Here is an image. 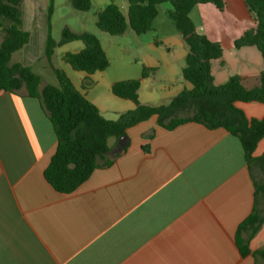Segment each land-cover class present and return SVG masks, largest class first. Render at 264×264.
Here are the masks:
<instances>
[{"label":"crops","instance_id":"crops-1","mask_svg":"<svg viewBox=\"0 0 264 264\" xmlns=\"http://www.w3.org/2000/svg\"><path fill=\"white\" fill-rule=\"evenodd\" d=\"M121 2V11L128 16V1ZM23 3L24 27L31 39L21 49V59L11 63L23 62L37 73L35 55L45 53L47 29L34 24L39 13L36 1ZM167 3L159 4L153 22L152 30L160 38L145 40L149 52L141 57L143 66L154 71L145 78L141 73L119 79L141 78L139 100L150 106L158 105L141 101L145 85L149 98L158 91L157 80L165 87L173 75L183 89L192 88L183 77L188 46L183 40V51H172L177 30L160 14L165 7L169 17L173 5ZM208 5H196L190 17L198 33L223 45L219 37L200 31L193 17L212 11ZM242 28L233 33L232 42L247 25ZM75 41L57 46L52 64L56 50H62L65 61L64 54L70 52L66 48ZM83 47L76 44L72 52ZM220 66L230 68L223 59ZM63 70L100 109L83 82L77 85L67 68ZM95 73L80 75L93 79ZM232 74L246 78L249 87L259 83L257 75L250 82L249 75L232 70L227 79ZM46 84L42 79L40 89ZM236 104L249 118L264 117V103ZM57 144L48 115L25 87L17 93L0 92V264H264L261 256H243L237 244L239 225L255 207L259 213L264 208L253 180H262L264 173L258 165L249 167L240 140L225 128L187 122L168 129L153 116L128 128L123 139L111 138V164L99 165L71 193L57 191L44 176ZM263 153L264 138L254 155ZM242 236L252 252L264 250V223Z\"/></svg>","mask_w":264,"mask_h":264},{"label":"trees","instance_id":"trees-1","mask_svg":"<svg viewBox=\"0 0 264 264\" xmlns=\"http://www.w3.org/2000/svg\"><path fill=\"white\" fill-rule=\"evenodd\" d=\"M24 0H0V92L17 93L23 87L30 97L39 100L53 125L57 148L44 170L46 180L59 192L71 193L84 183L99 167L111 164L109 140L127 136V129L157 117V124L172 129L187 122H197L210 129L225 128L236 136L243 147L249 167L260 166L264 173V153L255 156L259 142L264 138V117L249 118L238 101L264 103V0H244L255 24L248 23L244 32L234 40V47L255 46L261 53L263 66L259 83L249 87L246 78L232 74L216 84L212 72L213 61L222 60L224 50L220 42L198 33L190 17L198 4H213L219 10L226 8L225 0H127L128 16L120 7L109 3L97 11L96 24L111 35H123L128 27L141 35L153 29L158 15V6L170 2L173 9L169 18L188 46L183 68V77L192 88L183 89L168 104L150 106L139 100L141 78H132L113 83L114 95L131 100L136 107L129 109L117 119L104 117L96 104L90 101L73 83L68 74L52 64V55L57 46L80 40L84 47L78 52H67L64 60L74 70L93 74L110 66V59L100 39L89 31L76 32L65 27L60 41L52 37L51 17L54 0H50L47 14V39L45 55L57 77L58 84H46L40 89L42 78L32 67L23 62L11 63L13 53L21 50L31 39L30 31L24 27L22 5ZM72 6L88 11L92 0H70ZM153 68L143 66L142 77H148ZM254 180L256 196L264 198V177ZM264 223L255 207L253 212L239 225L237 244L243 256L253 254L264 258V250L251 251L249 240L242 235L252 229L258 231Z\"/></svg>","mask_w":264,"mask_h":264},{"label":"rangeland","instance_id":"rangeland-1","mask_svg":"<svg viewBox=\"0 0 264 264\" xmlns=\"http://www.w3.org/2000/svg\"><path fill=\"white\" fill-rule=\"evenodd\" d=\"M39 7V13H37L34 19V24L39 29L46 30V36L48 33L47 27V14L49 11L50 0H35ZM122 0H92V6L88 11H81L74 8L70 0H54V9L51 17L52 37L58 42L62 38V32L65 27H69L72 30H86L94 33L102 42L107 55L110 59V66L103 70L97 71L94 78L82 79L83 71L74 70L70 64L62 60V50L57 49L53 57V64L55 67L63 69L67 68L72 79L77 85L83 82V87L88 93V96L96 101L99 105L102 114L108 119H117L123 112L133 109L134 103L131 100L122 99L114 95L111 91L112 82H117L119 79L125 77H135L142 73L143 61L141 57L149 52L145 40H158L160 35L155 31H149L147 33L138 35L128 27L123 35H111L99 29L96 24V13L101 8L105 7L109 3H115L123 9ZM24 2V1H23ZM226 8L221 11L214 5H208L212 8V11H206L203 15H195L193 17L200 29V31H208L212 37H219L222 40V47L225 50V59L223 60L230 65L228 67H221L220 61L214 62V75L215 83L219 84L227 79V73L230 70L235 73H243L249 75L250 82L253 81L251 77L253 75L260 76V71L263 66V59L260 51L255 46H248L242 49L234 47L232 42L233 33H237V30L241 32V28H245V25L255 24L254 16L249 12L244 0H225ZM171 4V3H167ZM24 9V3L22 5V11ZM165 7L161 9V17L174 26L169 17L165 16ZM33 24V25H34ZM242 28V29H243ZM177 30V29H176ZM177 32L178 43L172 40V51L181 52L183 47L180 42H184L181 34ZM236 35H239V33ZM161 33V31L159 32ZM45 34V32H44ZM3 39V33H0V43ZM74 45H70L66 48L67 51H74L76 44H82L81 41L76 40ZM185 44V43H183ZM23 50H18L11 58V62L21 59ZM36 60L34 69L39 73L43 79V83L58 84L57 77L50 66V62L45 53L35 55ZM86 73V72H85ZM94 74V73H93ZM87 75V73H86ZM173 75V73L171 74ZM172 83L161 82L157 80L156 86L158 91L152 98H149L148 88L149 85H145L141 93V101H150L155 105L168 104L179 93L183 86L180 81H177L175 75ZM180 89V90H178ZM132 107V108H131ZM254 167V165L252 166ZM260 213H264V208L261 207Z\"/></svg>","mask_w":264,"mask_h":264},{"label":"water","instance_id":"water-1","mask_svg":"<svg viewBox=\"0 0 264 264\" xmlns=\"http://www.w3.org/2000/svg\"><path fill=\"white\" fill-rule=\"evenodd\" d=\"M125 136H121L119 139L121 140V139H123Z\"/></svg>","mask_w":264,"mask_h":264}]
</instances>
